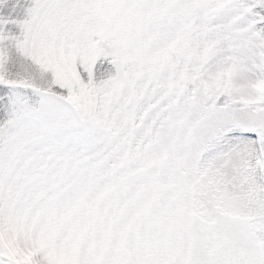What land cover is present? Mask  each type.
<instances>
[{
	"label": "snow or ice",
	"instance_id": "obj_1",
	"mask_svg": "<svg viewBox=\"0 0 264 264\" xmlns=\"http://www.w3.org/2000/svg\"><path fill=\"white\" fill-rule=\"evenodd\" d=\"M0 264H264V0H0Z\"/></svg>",
	"mask_w": 264,
	"mask_h": 264
}]
</instances>
